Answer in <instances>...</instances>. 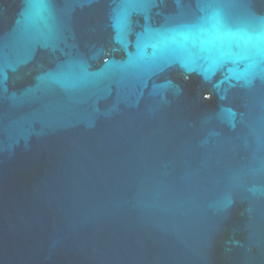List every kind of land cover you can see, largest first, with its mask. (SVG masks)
Instances as JSON below:
<instances>
[{
	"label": "water",
	"instance_id": "95a60500",
	"mask_svg": "<svg viewBox=\"0 0 264 264\" xmlns=\"http://www.w3.org/2000/svg\"><path fill=\"white\" fill-rule=\"evenodd\" d=\"M0 264H264V0H0Z\"/></svg>",
	"mask_w": 264,
	"mask_h": 264
}]
</instances>
